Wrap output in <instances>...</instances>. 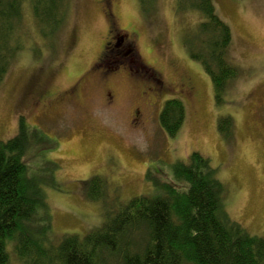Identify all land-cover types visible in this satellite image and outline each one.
Returning <instances> with one entry per match:
<instances>
[{
	"label": "rangeland",
	"instance_id": "374dc122",
	"mask_svg": "<svg viewBox=\"0 0 264 264\" xmlns=\"http://www.w3.org/2000/svg\"><path fill=\"white\" fill-rule=\"evenodd\" d=\"M214 2L232 28L229 57L239 67L221 102L211 76L184 41L202 15L180 10L177 0H115L114 23L102 2L69 0L62 29L52 40L39 33L29 0L24 1L27 44L33 47L18 53L0 82V139L15 136L21 118L31 131L42 132L33 135L25 161L42 188L50 241L102 226L106 208L117 210L134 196L152 193L159 180L171 176L173 164L193 151L207 156L226 184L223 202L232 219L264 235V0ZM127 26L139 31L142 60L162 72L168 90L141 95L157 74L137 60L132 77L125 65L120 72L107 65L91 69L110 33L118 52L126 48L119 28ZM76 81L78 95L48 108L35 104L48 90L64 91ZM179 95L187 115L171 137L159 115L166 99ZM225 116L231 120L229 134L219 127ZM94 175L107 181L109 195L102 199L87 195L85 181Z\"/></svg>",
	"mask_w": 264,
	"mask_h": 264
},
{
	"label": "trees",
	"instance_id": "16d2710c",
	"mask_svg": "<svg viewBox=\"0 0 264 264\" xmlns=\"http://www.w3.org/2000/svg\"><path fill=\"white\" fill-rule=\"evenodd\" d=\"M24 1L0 0V82L18 53L33 47L27 44L31 36ZM68 2L29 0L45 38L52 40L61 31ZM177 5L202 15L184 41L211 76L221 102L228 84L239 74L229 57L232 28L219 15L214 0H177ZM112 50L118 52L114 46ZM186 115L184 99L172 96L166 99L159 120L172 137ZM221 119L222 133L229 134L230 118ZM36 131L21 118L18 133L0 139V264H264V235L252 234L232 219L223 202L226 184L199 151L174 163L171 176L159 180L152 193L134 196L117 210L106 208L102 226L84 236L65 234L57 242L50 241L42 188L25 161L33 135L40 137L41 131ZM106 182L100 175L85 181L88 197L108 196Z\"/></svg>",
	"mask_w": 264,
	"mask_h": 264
},
{
	"label": "flooded vegetation",
	"instance_id": "af4514ba",
	"mask_svg": "<svg viewBox=\"0 0 264 264\" xmlns=\"http://www.w3.org/2000/svg\"><path fill=\"white\" fill-rule=\"evenodd\" d=\"M102 2L103 9L106 5L107 11L106 14L108 16L109 22L111 23L113 19H117L116 16L113 15L112 10H114V2L115 0H98ZM115 19V21H116ZM118 24V22H117ZM120 31L125 32L124 36L127 37L128 42L126 43L125 51L121 52H113L111 53V46H117V43L113 41L111 43V40L114 38L112 34L110 33L108 40L105 41L103 45V49L100 52L97 61L94 63L95 67H91L92 70L97 69L98 67L102 68V65H107V68L109 67V70H113V72L118 71L120 72V68H122L124 65L126 66V70L128 73V77H132L134 74L130 72V70L133 71V69L137 72V65L136 60L140 62L141 68L146 69H153L157 77L155 75L149 79V86L146 84L142 88L141 95L147 94L148 92H154V91H161V88L166 87L165 81L161 77V71L156 69L155 66L150 65V63H146L142 60L141 54L137 49V41L139 37V31L135 29L134 27H120ZM111 29H108V32H110ZM112 38V39H111ZM125 37H122L123 40ZM125 40V39H124ZM131 59V61L129 60ZM116 62V63H115ZM115 63V65H113ZM125 63V64H124ZM120 64V65H119ZM103 69L100 71L102 72ZM134 73V72H133ZM159 76V77H158ZM160 78V80H159ZM152 79V80H151ZM184 83L182 85H185V78L182 80ZM186 84H189L187 82ZM158 85V87H157ZM161 86V87H160ZM188 86V85H187ZM192 86V85H191ZM193 87V86H192ZM191 87V89H192ZM81 85L79 81L74 82L69 88L65 89L64 91H51L48 90L46 94H41L42 97L37 101L35 104L43 103L42 108H48L49 106H52L55 104L56 101L65 99L66 97L76 96L80 92ZM157 93V92H154ZM110 94V93H109ZM111 95V94H110ZM140 110L137 108L136 113H138Z\"/></svg>",
	"mask_w": 264,
	"mask_h": 264
}]
</instances>
